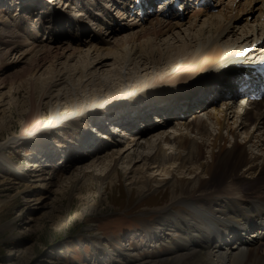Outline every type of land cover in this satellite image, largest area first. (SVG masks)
<instances>
[{
	"label": "bare ground",
	"instance_id": "1",
	"mask_svg": "<svg viewBox=\"0 0 264 264\" xmlns=\"http://www.w3.org/2000/svg\"><path fill=\"white\" fill-rule=\"evenodd\" d=\"M81 1L83 0H78L76 4L72 1L67 6L69 8L75 5L78 8L84 5L83 7L89 9V5ZM101 1L97 0L96 5L98 6ZM34 2L32 0L28 3ZM50 5L51 3L43 11H34L38 20L34 16L31 23L22 18L19 19V23L14 20L15 18L9 19L1 32L4 34L3 32L7 31L8 36L6 34L5 36L15 40L4 42L3 48L0 49V74H4L1 71L3 62L8 61L10 55H14L13 52L23 49L25 51L20 57L26 60L30 68L25 71L23 80L15 81L19 83L16 88L10 87L8 93L0 94L3 107L9 108L13 104L12 93L19 89H27L24 107L26 120L21 132L17 137L0 142V151L10 145L24 143L32 145L33 161L31 164L29 161L27 167L32 170L35 181L42 180L46 185L52 186L57 179L50 173L47 165L58 159L55 158L58 153L54 150L55 147L50 148L46 137L50 135L51 130L62 126L73 127L79 118L90 117L89 122L84 121L87 124L84 128L85 130L91 128V132L94 130V135L98 139L95 138L97 140L90 146V141H86L89 136L85 142L78 136L79 140H82V145L86 142L87 146L89 145L88 152L84 151V154H87L82 156L79 151L82 145L78 146L77 150L76 142L66 141V146L70 145L69 150L80 152L76 153L80 156L76 155L73 161L77 160L78 164H82L84 158L89 155L96 156L99 152V141H104L101 148L110 145L117 150L99 160L79 165L80 170L77 169V173L69 177V181H79L80 176L83 175L82 178H85L90 172L105 173L104 180L119 178L115 165L122 160V164L126 166L132 164L127 168L129 174L142 175L149 171L150 174L158 173L157 175L162 176H181L180 180L168 178L151 181L152 177L149 176L130 179L129 184L140 193L146 194L147 189L155 185L158 189H164V194L170 195L166 204V207L170 208L165 207L157 212L158 218L154 223L155 225L158 222L157 231L133 233L130 240L134 241L141 237L151 250L173 244L170 255L163 261L153 264H264V238L259 237V232H255L259 230V224H264V151L261 149L264 144L259 145L258 139L264 135V101L247 104L243 111V107L236 106L228 100L222 106H212L209 112L206 109L202 110L200 113H206L203 114L204 118L195 116L192 120L182 119L165 127V130L164 127L157 126L152 133L139 137H136L137 134L133 135L131 128L126 127L129 123H123L125 128L121 129L112 122L103 120L105 114L100 115L101 119L96 117L101 114L99 110L106 105H115L116 109V105L120 104L119 109L124 110V105L128 106L130 101H139L138 95H132L130 92L133 89L128 87L134 82L144 92L147 91L146 97H150L154 102H160L162 99V103H165V98L156 94L157 92L170 97L178 91L183 93L185 86L193 88L205 84L206 80L215 81L224 72L228 73L229 69L236 73L241 62L235 59V55L244 47L252 45L257 33L264 32V0H217L212 2L216 12L209 11L208 7L199 11L186 10L182 16L177 14L169 21L156 16L142 23L125 25L123 31L109 33L108 39L95 34L90 42L80 40L81 32H63L64 23H59V20L63 18L65 23L67 21L76 24L82 23L86 18L87 22H94L101 32L105 30L109 32L111 25L108 24L111 23L103 24L101 19L97 18V14L94 16L92 13H84L83 10L76 13L69 11L75 13L70 16L59 8H49ZM51 11L53 15L45 19L44 15ZM76 18L77 21L74 22ZM32 24H46L47 28L27 33L26 30ZM19 27L24 29L19 30ZM86 29L88 30V27L84 28ZM53 31L60 38L48 36L45 39H38L40 34L53 35ZM15 32L21 35H14ZM27 37L33 41L31 45L27 42ZM257 50L246 60L254 62L263 59L264 48ZM159 72L161 74H157ZM2 83L3 79H0V85ZM80 87L84 88L82 92L86 93L80 96L81 99L77 94V88ZM43 106L49 107L48 120L44 123L41 110ZM113 110L105 111L113 113ZM230 116L236 119L233 124L237 125V129L242 130L240 135L248 138L247 132H252L246 145L236 143L222 145L224 141L222 131L231 128L225 126ZM91 118L94 121L90 125ZM165 122L170 124V121ZM163 125L165 124L160 126ZM172 127L175 128L173 134L164 133L166 128ZM178 127L183 128L184 133H176L179 131ZM210 128L216 133L211 141ZM160 130L162 131L158 133ZM192 133L199 136V140L205 141L198 144L196 140L187 138V135ZM148 135L151 136L146 139L145 136ZM118 138L123 140L117 141ZM131 139H142L144 143L138 141L131 143L129 142ZM112 141H116L117 145ZM255 141L257 142L254 143ZM106 146L105 149H108ZM95 147L96 149L90 152ZM249 148L256 152L247 155L246 150ZM131 149L132 154H125ZM204 149L207 151V157L203 155ZM167 150L175 153L172 151L168 153ZM73 161H70L71 164ZM136 167L139 169L132 170ZM11 169L15 173L19 172L14 166ZM256 175H259L257 179ZM185 177L190 179L186 180ZM243 184L252 185V189H242L240 186ZM41 199V196L35 199V204L42 205ZM199 199H204L203 203L206 206L199 207L197 205ZM181 204L186 205L189 211L181 215L170 212L171 208L174 209ZM165 209L170 211L164 214L162 211ZM87 210L93 212L95 206L88 205ZM190 216L196 218L198 223L192 224ZM27 222L22 226L28 228ZM250 229L254 230L249 232ZM164 230L170 231L173 235L178 234L175 235L177 238H180V235L182 237L174 240L171 235L164 236ZM196 237L204 238L201 253L194 251L190 246L194 245ZM147 240L152 242L149 244ZM259 242L262 243L263 250L254 246ZM107 250V247L104 248V251ZM117 253L120 252L117 250ZM13 256L17 255L13 253ZM107 258H112L111 252H108ZM117 258H126L125 264L135 263L139 259L138 255H135V250L131 249L118 254ZM108 263L109 260L106 264ZM117 264L121 263L117 261Z\"/></svg>",
	"mask_w": 264,
	"mask_h": 264
},
{
	"label": "rangeland",
	"instance_id": "2",
	"mask_svg": "<svg viewBox=\"0 0 264 264\" xmlns=\"http://www.w3.org/2000/svg\"><path fill=\"white\" fill-rule=\"evenodd\" d=\"M50 1L54 7L59 8L70 16H73L79 8V6L77 8L75 5H72V7L68 8L69 10H66V6L60 7L61 0ZM72 1L75 4L78 2V0H71V2ZM69 3L70 2L66 1V5ZM57 4L59 6H57ZM71 8L74 10H71ZM69 11H75V13ZM98 13L99 12H96L97 15L100 14ZM18 16L19 15H15L14 13L8 15L7 12L2 15L0 14V20L2 22L0 23V49L3 48L2 45L4 42H11L14 39L5 36V34L8 36L6 30V33H1L2 30H4V24L7 23L9 19L14 18V20L19 23L21 17L18 19ZM87 27L88 26H86V28ZM18 29L20 30V27ZM15 34L21 35L17 32H15L14 35ZM41 35L43 34H40L39 37ZM27 38V42L31 45L33 41L30 37ZM84 39L87 42L90 41L89 38ZM23 51L25 50L23 49ZM23 51L13 52L14 55H10V59L3 62V68L1 71H3L4 74H0V79H3V83L0 85V94L8 93L10 87L16 88L19 83L15 81L23 80L25 71L30 68V66L27 65L26 60L23 59V57H20ZM157 74H161V72ZM137 86L138 85H136L135 82L130 84L128 86L129 89H133L130 93L132 95L137 94L139 100L144 99L143 96L147 94V91L144 92L143 89H140V87ZM82 87L77 88V94L79 97L82 96V94H86L82 92L84 90ZM166 93L169 92L166 91ZM12 95L13 104H11L9 108H6L5 106L3 107V103L0 102V142L8 141L19 136L23 123L26 120L24 107L26 105L25 98L27 97V89H19L15 93L13 92ZM118 105L120 106V104H117L116 109L119 107ZM106 109L113 110L115 109V105H106L99 111L103 113ZM41 110L43 113L42 123H44L48 120L49 107L43 106ZM206 110L209 112L212 110V107H208ZM203 114L206 113L203 112L196 116L204 118ZM194 117L195 116L191 115L187 117V119L192 120ZM89 118L90 117L79 118V120H76L78 122H76L73 127L62 126L51 130L50 135L46 137L48 138L46 141L50 143V148L55 147L56 149L54 148V150H57L58 153V156L55 157L58 159L55 161L53 167L51 168L49 166L48 169L53 177H56L57 179L52 186L46 185L42 180L35 181L32 170L30 167H27L29 161L30 164L31 161H33L32 153H34V151H32V145L27 143L10 145L0 151V264H97V262L98 264H106L107 260H109L108 264H117V261L121 264H125L126 261L124 260L126 258L120 259L117 258V255L128 251L129 249L132 251L135 250V255H138L139 259L135 263L130 262L128 264H141L143 262V264H153L154 262L163 261V259H166L165 257L170 255V248H172L171 246H173V244H167L159 247V249L151 250L149 249L150 246L146 245L141 237H137V243L135 244L134 242L136 240L130 241L133 237V233L141 234L157 231L156 224L158 222L154 225L158 218L157 212L166 207L170 195L168 196L167 194H164V189H158L155 185H152L151 188L147 189L146 194L140 193L129 183L131 178L134 180L136 177L138 178L141 176L152 177L151 181L168 178L180 180L181 176H162L157 175L158 173L150 174L149 171H147V173L144 172L142 175L139 173L135 175L129 174L127 168L131 167L132 164L126 166V164H122V160L119 164L115 165L116 173L119 178L104 180L105 173L90 172L87 173L85 178H82L83 175L80 176L79 181H69V177L75 175V173L80 170L79 167L81 165L90 163L93 160H99L117 150L115 147L112 148V146H109V150L105 148L100 149L96 156L89 155V158H84L82 164H78L79 162L77 160L73 161L74 157L80 152L82 153L80 154L81 156L84 154L85 150L82 151L78 149V145H82V140H79L76 132L79 130L81 131L84 125H87L84 121ZM235 120V118L230 116L225 123L226 127L230 126L231 128L222 131L224 138L222 145L225 144L226 146H229L234 143L238 145H246L249 137L252 135V132H247L249 133L248 138L245 135H240L242 130L240 128H238V130L237 125L233 124ZM173 127L171 129L166 128L167 130L164 133H170V135L173 134L175 129ZM212 127H214V125H212ZM214 128L216 129V127ZM177 129H179V131L176 133H184L183 128L178 127ZM91 131V128L85 130V132L90 134L87 135L89 138L86 140L90 141V146L95 142L94 140L98 139V137H95L94 135V130L93 132ZM161 131L162 130L158 131V133ZM231 133L233 136H230ZM210 135L211 137H209V140L211 141L216 135L213 128H210ZM150 136H145V138L148 139ZM187 138L196 140L198 144L205 141V139L199 140V136H195L193 133L187 135ZM258 139L260 143L259 145L264 144V135ZM118 140L122 141L123 139L118 138L117 141ZM66 141L68 143H71V141L74 143L76 142L75 149L80 152H74V150L71 149L69 150L70 145L66 146ZM137 141L142 142L144 140L131 139L129 142L133 143ZM112 142L113 144H116V141ZM229 142L230 144H228ZM256 142L257 141L254 143ZM125 144L123 146H125ZM261 149L264 151V146H261ZM171 151L167 150L168 153H171ZM253 151V148L247 149V155H250ZM127 153L132 154V149L125 154ZM172 153H175V151H172ZM203 155L204 157L208 156L205 149L203 150ZM70 161H73V163L71 164ZM97 163H99V161ZM24 165L26 170L24 169ZM13 166L16 167L19 172L15 173L11 169ZM137 169L139 168L136 167L132 170ZM258 177L259 175H256L255 179ZM185 178L186 180L190 179L189 177ZM240 187L244 190L252 189V185L245 186V184H243ZM40 196L42 197V205H37L34 200L40 198ZM24 200H28L29 202L25 203ZM203 201L204 199H199L197 205L199 207L206 206ZM88 205H94L95 211L92 212L87 210ZM171 209V211L165 209L162 213L166 214L170 211L172 214L181 215L186 211H189L184 204ZM32 210L33 212L31 213ZM189 218L192 224L198 223L196 218L191 216ZM26 222L29 224L28 228L22 226L23 224H26ZM169 225L171 224L169 223ZM165 234H168V236L171 235L174 240L182 237V235H180V238H177L175 235L178 234L173 235L170 231L164 230V236ZM150 242H152V240L148 241L149 244ZM256 245L254 246L263 250L260 243ZM190 246L194 251L201 253L202 247L204 246V238L196 237L194 245ZM103 247H107L108 250L104 251ZM115 247L118 249H115ZM211 247L212 246H210V248ZM175 248L177 250V247ZM117 250L120 253H117ZM108 252H111V260L107 258ZM13 253L17 256L14 257Z\"/></svg>",
	"mask_w": 264,
	"mask_h": 264
}]
</instances>
